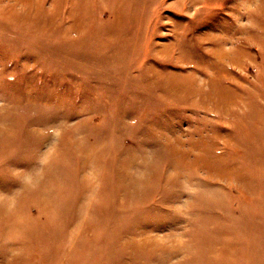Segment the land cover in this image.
<instances>
[{
	"label": "rangeland",
	"instance_id": "1",
	"mask_svg": "<svg viewBox=\"0 0 264 264\" xmlns=\"http://www.w3.org/2000/svg\"><path fill=\"white\" fill-rule=\"evenodd\" d=\"M0 264H264V0H0Z\"/></svg>",
	"mask_w": 264,
	"mask_h": 264
}]
</instances>
